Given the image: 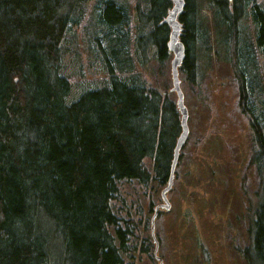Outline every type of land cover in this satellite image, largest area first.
I'll list each match as a JSON object with an SVG mask.
<instances>
[{
    "label": "trees",
    "instance_id": "1",
    "mask_svg": "<svg viewBox=\"0 0 264 264\" xmlns=\"http://www.w3.org/2000/svg\"><path fill=\"white\" fill-rule=\"evenodd\" d=\"M171 7L0 0V264H132L149 254L122 186L147 192L170 177L181 114L146 71L173 58L163 23ZM179 20L186 82L206 83L201 56L213 50L238 82L256 179L253 191L242 188L249 242L238 248L248 264H264V0H186Z\"/></svg>",
    "mask_w": 264,
    "mask_h": 264
},
{
    "label": "rangeland",
    "instance_id": "2",
    "mask_svg": "<svg viewBox=\"0 0 264 264\" xmlns=\"http://www.w3.org/2000/svg\"><path fill=\"white\" fill-rule=\"evenodd\" d=\"M202 7L204 13L206 3ZM247 24L252 31V24ZM74 30L77 32V27ZM80 46L86 59L83 41ZM203 53V68L207 71L203 78L207 81L201 88L186 82L180 69L190 136L168 194L172 208L161 211L156 218L155 234L152 217L155 207L164 202L161 193L166 185L147 192L138 182L122 186L130 223L136 224L139 237L151 241L149 254L136 252L132 264H248L238 246L245 248L249 242V199L242 188L244 184L251 191L256 187L255 167L248 166L252 135L248 119L239 110L238 82L231 64L217 50H213L212 57ZM171 58L154 73L144 69L148 85L154 83L162 90L172 88ZM262 60L259 56L258 69L264 71ZM152 63L158 68L155 61ZM171 94L178 99L176 92Z\"/></svg>",
    "mask_w": 264,
    "mask_h": 264
},
{
    "label": "water",
    "instance_id": "3",
    "mask_svg": "<svg viewBox=\"0 0 264 264\" xmlns=\"http://www.w3.org/2000/svg\"><path fill=\"white\" fill-rule=\"evenodd\" d=\"M172 1H173V8L170 10L168 16L164 18L163 23H167L171 27L170 40L168 42V47L170 51L173 53V58L171 60L173 86L171 88V91L176 92L178 96L177 106L181 114L182 131L177 140V144L175 147L174 158L171 166V173L169 180L161 193L162 200L164 202L158 204L154 209L155 212L152 217L153 234H155V221L159 215L160 210H170L172 208L171 202L168 198V194L170 193V191L174 186L176 168L180 160L182 149L185 143L187 142L190 132V127L188 124L189 111H188V107L185 105V94L181 87V78H180V67L182 66L186 56V47L181 40V37L184 32L183 30L184 26L183 23L179 20V15L184 10L185 1L184 0H172ZM155 253L157 255L156 251Z\"/></svg>",
    "mask_w": 264,
    "mask_h": 264
},
{
    "label": "bare ground",
    "instance_id": "4",
    "mask_svg": "<svg viewBox=\"0 0 264 264\" xmlns=\"http://www.w3.org/2000/svg\"><path fill=\"white\" fill-rule=\"evenodd\" d=\"M184 1H185V5H186V0H184ZM172 8H173V7H171V8L169 9L168 14H169V12H170V10H171ZM184 11H185V6H184V10H183V12H184ZM183 12H182V13H183ZM182 13H181V14H182ZM168 14H167V16H168ZM181 14H180V15H181ZM180 15H179V18H180ZM167 16H166V17H167ZM166 17H165V18H166ZM183 30H185V29H183ZM189 134H190V132H189ZM189 136H190V135H189ZM189 136H188V137H189Z\"/></svg>",
    "mask_w": 264,
    "mask_h": 264
}]
</instances>
